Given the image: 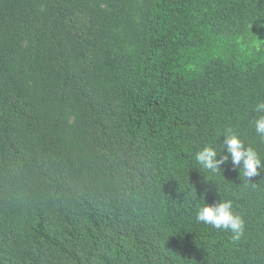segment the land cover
<instances>
[{
    "label": "trees",
    "instance_id": "trees-1",
    "mask_svg": "<svg viewBox=\"0 0 264 264\" xmlns=\"http://www.w3.org/2000/svg\"><path fill=\"white\" fill-rule=\"evenodd\" d=\"M260 102L264 0H0V264H264V169L194 163Z\"/></svg>",
    "mask_w": 264,
    "mask_h": 264
},
{
    "label": "clouds",
    "instance_id": "clouds-1",
    "mask_svg": "<svg viewBox=\"0 0 264 264\" xmlns=\"http://www.w3.org/2000/svg\"><path fill=\"white\" fill-rule=\"evenodd\" d=\"M254 110L261 113L253 122L255 131L264 139V102L256 104ZM222 136L224 140L219 150L209 144L195 153L194 163L197 168L203 169L211 176H217L221 172V165L230 158L231 163L240 169L243 177L251 179L258 176L260 170L264 169V158L252 146H246L245 141L231 128L225 129ZM222 150H226L225 155H220ZM195 216L196 220L204 225L230 232L233 240H239L244 234L245 221L234 211L230 200H222L214 205L204 203L197 207Z\"/></svg>",
    "mask_w": 264,
    "mask_h": 264
}]
</instances>
